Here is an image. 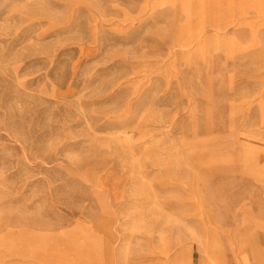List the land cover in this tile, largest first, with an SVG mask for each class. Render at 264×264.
<instances>
[{
    "label": "rangeland",
    "instance_id": "obj_1",
    "mask_svg": "<svg viewBox=\"0 0 264 264\" xmlns=\"http://www.w3.org/2000/svg\"><path fill=\"white\" fill-rule=\"evenodd\" d=\"M185 256L264 264V0H0V264Z\"/></svg>",
    "mask_w": 264,
    "mask_h": 264
},
{
    "label": "bare ground",
    "instance_id": "obj_2",
    "mask_svg": "<svg viewBox=\"0 0 264 264\" xmlns=\"http://www.w3.org/2000/svg\"><path fill=\"white\" fill-rule=\"evenodd\" d=\"M175 260V258H173V261ZM181 261H182V264H189V258H188V256H185V259H181ZM216 261V260H215ZM213 259H203L202 258V260H201V262H200V264H218V262L216 261L215 262ZM237 264H240L241 262H240V259H237Z\"/></svg>",
    "mask_w": 264,
    "mask_h": 264
},
{
    "label": "crops",
    "instance_id": "obj_3",
    "mask_svg": "<svg viewBox=\"0 0 264 264\" xmlns=\"http://www.w3.org/2000/svg\"><path fill=\"white\" fill-rule=\"evenodd\" d=\"M213 260H214V261L216 260V261L218 262V264H226L225 262H222V263H221V262H219L217 259H214V258H213ZM216 261H215V262H216ZM240 264H241V263H240Z\"/></svg>",
    "mask_w": 264,
    "mask_h": 264
}]
</instances>
